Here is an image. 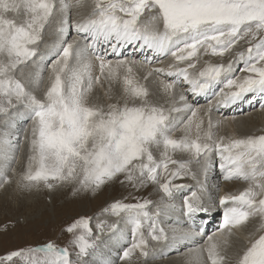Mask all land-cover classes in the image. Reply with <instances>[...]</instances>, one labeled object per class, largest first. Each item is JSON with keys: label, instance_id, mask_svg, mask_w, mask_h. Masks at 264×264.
I'll return each mask as SVG.
<instances>
[{"label": "snow or ice", "instance_id": "snow-or-ice-1", "mask_svg": "<svg viewBox=\"0 0 264 264\" xmlns=\"http://www.w3.org/2000/svg\"><path fill=\"white\" fill-rule=\"evenodd\" d=\"M84 7L90 8L86 14ZM72 31L80 39H69ZM46 36L55 39L49 44ZM241 40L248 46L236 50ZM41 44L48 52H40ZM130 46L153 53L161 65L162 58L171 62L149 67L147 57L123 55ZM226 56V63L205 59ZM181 85L193 96L212 92L215 100L205 110L193 108L186 93L177 92ZM97 87L103 100L93 99ZM250 93L264 95V0H0V116L7 122L23 109L31 121L28 163L18 187L67 184L95 192L121 177L137 190L156 186L157 200H116L101 210L131 224L132 243L121 260L130 261L137 251L148 257L150 241L169 239L162 217L187 189L182 209L191 223L188 230L173 229L172 239L203 237L199 247L188 249L190 264H264V133L221 135L222 122L211 115L214 107ZM185 111L186 119L173 115ZM214 155L220 179L242 181L243 190L220 194L219 182L209 190ZM186 177L195 184L177 182ZM209 204H218L221 222L205 235L192 225ZM252 220L258 224L244 245L230 251ZM90 222L80 217L64 229L74 252L49 241L10 250L0 255V264H96L100 235L93 238ZM105 224L97 223L100 233ZM108 227L114 232L118 225Z\"/></svg>", "mask_w": 264, "mask_h": 264}, {"label": "bare ground", "instance_id": "bare-ground-1", "mask_svg": "<svg viewBox=\"0 0 264 264\" xmlns=\"http://www.w3.org/2000/svg\"><path fill=\"white\" fill-rule=\"evenodd\" d=\"M87 1L89 0H85L86 5L91 3V1ZM81 11L86 14L88 11H90V8L84 7L81 9ZM74 12L75 10H73V19H76ZM72 33L76 35L74 31H72ZM46 38L50 37H45L46 42L50 41ZM127 49L129 50L127 51ZM123 55H128L129 57L134 59H144V57H147L151 58L152 60H155L156 62L159 60V58L156 57L153 53L148 51L140 52L131 46L123 50ZM109 58L115 59L114 56H110ZM227 60H225L224 62L226 63ZM154 65L156 66L157 64ZM141 70L144 73V69ZM186 88V85H181L177 89V92H185L188 96L187 102L193 108H200L201 110H205L208 108L209 102H214L215 100V97L213 96L212 92H209L206 95L193 96L190 93L186 92ZM97 89L101 92L102 97H104L103 89H100L99 87H97ZM257 100H259V102L256 104ZM262 105H264V95H251L250 93L237 100L235 103L228 105L227 107H214L211 115L213 122H222L220 128L218 129V132L221 135H234L236 137H245L253 134L258 135L264 133V107H262ZM177 106H181L179 101ZM174 114H177L178 117L179 115L181 116L178 118V120L185 119L190 115V113L186 111ZM20 120L21 122L25 121V117L18 118V120L11 121L8 124H3L2 128L0 129V181L1 178L7 174L10 176L9 180L11 181L10 183H7L5 185L0 184V208L2 206L5 207V198H12L14 186L17 185L16 182H18L20 176V174H17V172L21 171V168L25 169V167L20 164V161H16L14 157V148H20L19 145L21 144V140L23 139L22 132L25 127V124L19 123ZM176 135L179 136L180 133L177 132ZM176 158L180 159L186 157H182L181 154H177ZM26 161L27 160L24 159V162ZM13 163H16V165L13 166ZM219 163L220 161L218 156L214 155L212 158V164L207 174L209 190L214 192L212 185L217 182H219L220 184V194H223L226 191L239 192L240 190H243L246 185L242 181L226 182L220 179V170L218 167ZM193 170H196L195 165H193ZM200 179H204V177L200 176ZM177 182L184 183L187 185L195 184V181H193L190 177H186L182 181ZM124 185V188L126 187L124 193L130 190L134 191L131 197L129 196V199L131 201L142 199H159V193L157 192L155 185L150 184L145 188H140L139 190L133 188L127 183H124ZM126 193L125 199H128ZM186 193L187 189L183 190L181 193H177L176 199L174 201L175 208L170 210L168 215L162 217L161 226L165 228L166 232L168 233L169 239L160 242L150 241L149 243V252L152 253V256L155 259H158V261L154 262L153 264H190L191 257L189 255L188 249L199 247V245L203 243V237H197L195 238V240L192 241L172 239L173 229L188 230L189 225L191 223L187 221V217L184 215L182 209V198L183 195H185ZM208 207L209 211L207 213L198 214L195 219L194 225H192V227L195 229L204 227L206 230L205 235L215 231L221 222V216L218 217L219 221H214L215 213L217 214L218 210L221 211L218 204H209ZM106 224L111 225L112 223L110 221H107ZM257 224V220L250 221L244 231L238 233V236L236 238H233L232 248L230 249V251H238L244 245V236L248 232L254 230ZM121 225L122 227L120 228ZM111 235V239L108 240L106 243L113 244V246L111 248H105V250H101V252H99V259L96 261V264H100V260L110 261V264H152L145 262L151 257L150 255H148V257H143L140 256L138 251L133 255L130 261L120 259V256L122 255L123 251L132 243L130 223L125 222L123 220V222H121L118 226L117 230L112 232ZM145 235H147L146 230Z\"/></svg>", "mask_w": 264, "mask_h": 264}, {"label": "rangeland", "instance_id": "rangeland-1", "mask_svg": "<svg viewBox=\"0 0 264 264\" xmlns=\"http://www.w3.org/2000/svg\"><path fill=\"white\" fill-rule=\"evenodd\" d=\"M78 37L77 34L74 35L72 32H70L68 38L80 39ZM54 38L55 37L46 38L50 40L47 43H52ZM247 46L248 45L243 40H241L238 43V47L236 48V50H244L247 48ZM103 47L104 46H102V48ZM128 50L129 49H127V51ZM40 52H48L43 44H41L40 46ZM49 56L50 54L45 56V62L49 60ZM145 59L146 57H144V59L139 58L137 60L145 61ZM147 59L152 60L151 58ZM162 59L164 60L163 65L158 62L159 60L157 62L155 60H152L153 63L151 64V66L149 65V67H152V65L153 67L166 66L171 62L170 57ZM205 59H211L212 62H224L225 60L229 59V57H205ZM154 64L157 65L155 66ZM139 73L140 75H143V71L141 69L139 70ZM237 74L241 75V73ZM43 75L46 85L48 72L45 71ZM45 85H42L41 88L36 91V94L38 96L42 95ZM149 87L153 90V92H156L155 82L150 83ZM96 98H100L101 100L104 99V97H102L101 95V92L97 88L93 92V99ZM158 98L159 97H154V99ZM258 102L259 100L256 101V104ZM20 112L21 114L17 115L14 110L13 114L8 118L7 122H5V118L3 116H0V129L2 128L3 124H8L11 121L18 120V118L25 117V121H19V123L25 124V127L22 132L23 139L21 140V144L19 145L20 148H14V157L15 160L20 161V164H22L26 169L29 150L28 143L25 140V133L30 129L31 125L29 124H31V121L27 119L23 114V109H21ZM173 115L177 119L181 117L180 115L178 117L177 114ZM24 159H26L27 161L24 162ZM14 165H16V163H13V166ZM25 169L21 168V171H18L17 174H21ZM5 176L8 179L10 177L8 174L4 175L1 178L0 184H6L3 182ZM120 179H122V177ZM120 179L108 182L106 185L102 186L95 192L74 191L73 189L75 186L67 184L57 185L51 190L47 189L43 185H41L39 188H33L30 191L22 190L18 187V182H16L15 180L17 185L14 186L12 198H5V207H3L1 204L2 207L0 208V255L18 248L41 246L49 241L55 243L60 247H68L70 252H74V248L70 244L72 236L71 234L65 232L64 229L70 223L80 217L91 218L90 226L93 229V238H95L96 235H100V241L98 242L99 252H101V250H105V248H111L113 244H109L106 242L111 239V233L113 231L109 229L108 224H105L104 232L100 233L96 228V225L99 221L103 220L105 222L110 221L112 224L116 223L119 226L120 223L123 222V220L121 217L111 214L101 215V210L116 200H121L128 203L136 201H131L129 199V196L131 197V195L134 193V191L131 190V192H125L128 198L125 199L126 197L124 191L126 187L124 188L125 185L124 183L122 184L120 182ZM219 216H221V211L218 210V213H215L214 215L215 222L219 221ZM121 227L122 225L120 226V228ZM149 255L151 257L145 262L153 264L154 262L158 261V259H155L152 256V253L149 252ZM72 258L75 259V256L73 255Z\"/></svg>", "mask_w": 264, "mask_h": 264}]
</instances>
